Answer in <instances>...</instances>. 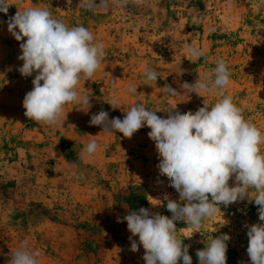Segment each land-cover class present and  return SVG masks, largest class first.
<instances>
[{"label": "rangeland", "instance_id": "1", "mask_svg": "<svg viewBox=\"0 0 264 264\" xmlns=\"http://www.w3.org/2000/svg\"><path fill=\"white\" fill-rule=\"evenodd\" d=\"M82 2L7 0V15L0 12V264L21 244L39 252L38 264H145L143 247L130 250L127 222L118 223L117 217L141 207L170 217L165 197L183 201L159 175L150 129L143 127L130 139L103 132L89 123L100 110L123 119L140 102L166 118L174 105L180 112L212 105L218 94L168 96L161 88L168 84L181 92L184 81L211 72L222 58L231 71L226 93L264 132V0H127L93 11ZM29 7L46 8L69 27L85 26L106 51L95 75L77 85L91 97V107L68 104L57 126L24 116L22 101L33 77L18 71L23 41L8 32L6 21ZM188 46L203 55L193 61L185 54ZM146 68L157 69L156 83L144 84ZM179 68L187 71L179 76ZM113 100L119 108L111 107ZM91 140L99 148L82 158ZM257 222V206L245 199L220 205L190 238L192 228L182 221L176 227L191 245L192 264H198L197 249L225 233L231 237L227 264H250L244 225Z\"/></svg>", "mask_w": 264, "mask_h": 264}, {"label": "clouds", "instance_id": "2", "mask_svg": "<svg viewBox=\"0 0 264 264\" xmlns=\"http://www.w3.org/2000/svg\"><path fill=\"white\" fill-rule=\"evenodd\" d=\"M126 2L83 0L81 7L93 11ZM8 7L7 0H0V12L7 15ZM6 24L15 40L23 41L17 57L23 62L19 73L25 78L33 77V87L22 101L24 116L42 125L57 126L62 123L68 104L87 105L89 109L91 97L79 92L77 85L81 79L87 81L95 75L106 55L103 43L96 41L94 33L83 25L69 27L40 7L18 10ZM184 51L193 61L203 55L191 46ZM186 71L179 68V76ZM143 75L145 85L160 78L156 68H146ZM230 83V67L221 58L211 72L192 83L184 81L181 92L168 84L161 88L168 96L218 94L220 99L212 105L204 104L195 112H180L174 105L167 110L166 118L140 102L133 104L123 119H110L104 110L91 115L90 125L99 126L103 132L122 133L129 139L141 128H149L147 136L155 144L159 175L167 177L168 186L183 201L181 204L165 197L170 217L144 207L130 211L122 219L117 217L118 223L127 222L130 250L136 252L143 247L145 264H178L181 260L192 264L191 245L178 236L176 222L182 221L193 229L187 237L190 238L206 219L220 211V205L245 199L257 206L259 221L244 225L246 252L250 264H264V132L246 119L233 97L226 93ZM128 92L135 94L137 88L130 86ZM109 104L113 109L119 108L116 100ZM98 148L97 141L91 140L83 147L81 157L94 156ZM133 237H138V241ZM230 239L226 233L208 239L206 246L196 251L198 264H227ZM39 256V252L21 244L10 252L7 264H38Z\"/></svg>", "mask_w": 264, "mask_h": 264}]
</instances>
